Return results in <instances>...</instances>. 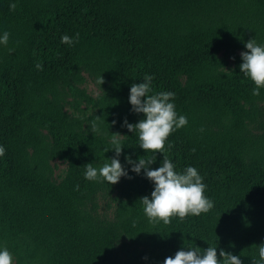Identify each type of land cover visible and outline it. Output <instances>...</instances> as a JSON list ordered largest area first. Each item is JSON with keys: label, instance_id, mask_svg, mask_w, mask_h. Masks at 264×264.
I'll return each mask as SVG.
<instances>
[{"label": "trees", "instance_id": "1", "mask_svg": "<svg viewBox=\"0 0 264 264\" xmlns=\"http://www.w3.org/2000/svg\"><path fill=\"white\" fill-rule=\"evenodd\" d=\"M5 31L0 249L14 264H163L194 246L217 247L218 257L223 249L242 264L259 259L264 88L253 96L256 86L239 66L247 41L264 45V0H0V36ZM77 33L73 45L61 42ZM82 73L98 88L94 96L80 86ZM145 75L154 77L153 94L175 93L177 116L188 120L168 137L164 154L178 173L195 167L214 202L208 213L172 217L168 225L149 223L140 199L151 198L154 183L125 160L153 155L122 126L144 119L129 95ZM65 101L95 109L72 115ZM92 121L99 133L91 132ZM114 133L123 135L119 160L132 178L86 180L85 165L99 168L115 156ZM155 155L152 169L162 166L163 154ZM53 158L66 164L57 181Z\"/></svg>", "mask_w": 264, "mask_h": 264}, {"label": "clouds", "instance_id": "2", "mask_svg": "<svg viewBox=\"0 0 264 264\" xmlns=\"http://www.w3.org/2000/svg\"><path fill=\"white\" fill-rule=\"evenodd\" d=\"M9 7L14 11L17 4L10 3ZM9 37L10 33L5 31L0 36V44L7 46ZM78 40L79 33L74 39L68 35L61 37V42L70 46ZM245 47L247 51L240 54L243 61L239 66L240 72L254 82L256 87L253 88L252 95L259 96L260 89L264 88V45H259L255 39H251L246 42ZM12 51L13 49H9V52ZM36 68L43 70L39 63L36 64ZM153 79V76L145 75L142 83H134L130 88L129 102L132 105V111L142 113L144 119L135 124L128 123L125 119L122 125L129 132L138 134L139 147L146 154L151 152L153 155L139 157L137 161H133L131 156H126L125 160L132 165V172L140 174L143 169L145 176L154 183L151 198L144 196L140 199L149 223L155 225L162 221L168 225L172 217L178 216L183 221L189 215L199 216L201 213H208L214 207V202L205 196L206 185L195 167H186L182 173H178L175 165L164 154L168 137L177 129L185 127L188 120L183 115L177 116L176 106L171 102L175 99L174 92L161 91L153 94ZM98 83L100 85L104 83L102 76L98 79ZM91 132H100L97 121L91 122ZM122 136L119 133L112 134L110 150H114L115 156L107 159L108 162L99 168L94 167L92 163L85 165L86 180L106 181L114 185L122 176L132 178L119 160L124 147L121 143ZM168 147L170 148L171 145ZM5 151V147L0 146V157L5 155ZM108 151L105 149V152ZM156 153L163 154L162 166L152 169L150 166L156 162ZM256 247L259 259L253 264H264V243ZM0 264H14L13 255L6 247L0 249ZM163 264H242V260L239 256L225 252L223 249L220 250L218 257L217 247L209 246L206 250H201L194 246L182 248L175 253L174 257L165 258Z\"/></svg>", "mask_w": 264, "mask_h": 264}, {"label": "rangeland", "instance_id": "3", "mask_svg": "<svg viewBox=\"0 0 264 264\" xmlns=\"http://www.w3.org/2000/svg\"><path fill=\"white\" fill-rule=\"evenodd\" d=\"M230 67V59H227V65L225 68ZM84 76L83 82L80 84V86L83 88V90L88 93L91 96H94L98 92V88L94 84V82L91 80V78L86 74L82 73ZM63 108L72 115H78V116H84L95 109V106L86 103V102H80L79 103V109H74L72 106L65 101L63 104ZM52 167V178L53 180L57 181L59 180L65 171V162L63 160H60L58 158H53L49 161Z\"/></svg>", "mask_w": 264, "mask_h": 264}]
</instances>
